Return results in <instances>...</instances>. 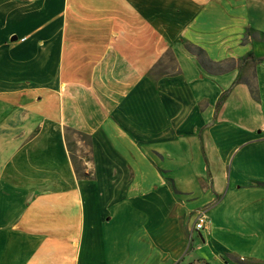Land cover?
I'll list each match as a JSON object with an SVG mask.
<instances>
[{
	"label": "crops",
	"instance_id": "obj_1",
	"mask_svg": "<svg viewBox=\"0 0 264 264\" xmlns=\"http://www.w3.org/2000/svg\"><path fill=\"white\" fill-rule=\"evenodd\" d=\"M206 262L264 264V0H0V264Z\"/></svg>",
	"mask_w": 264,
	"mask_h": 264
},
{
	"label": "built area",
	"instance_id": "obj_2",
	"mask_svg": "<svg viewBox=\"0 0 264 264\" xmlns=\"http://www.w3.org/2000/svg\"><path fill=\"white\" fill-rule=\"evenodd\" d=\"M212 220L206 212H202L198 215L195 223L194 230L203 231L211 228Z\"/></svg>",
	"mask_w": 264,
	"mask_h": 264
},
{
	"label": "trees",
	"instance_id": "obj_3",
	"mask_svg": "<svg viewBox=\"0 0 264 264\" xmlns=\"http://www.w3.org/2000/svg\"><path fill=\"white\" fill-rule=\"evenodd\" d=\"M205 264H209V263L206 262Z\"/></svg>",
	"mask_w": 264,
	"mask_h": 264
}]
</instances>
